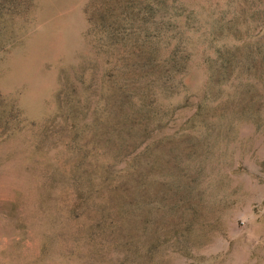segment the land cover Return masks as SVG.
Instances as JSON below:
<instances>
[{
  "label": "rangeland",
  "instance_id": "rangeland-1",
  "mask_svg": "<svg viewBox=\"0 0 264 264\" xmlns=\"http://www.w3.org/2000/svg\"><path fill=\"white\" fill-rule=\"evenodd\" d=\"M0 264H264V0H0Z\"/></svg>",
  "mask_w": 264,
  "mask_h": 264
}]
</instances>
